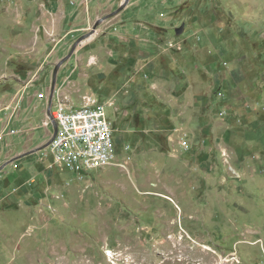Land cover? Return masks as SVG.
<instances>
[{
    "label": "rangeland",
    "instance_id": "374dc122",
    "mask_svg": "<svg viewBox=\"0 0 264 264\" xmlns=\"http://www.w3.org/2000/svg\"><path fill=\"white\" fill-rule=\"evenodd\" d=\"M77 4L0 0V97L33 78L48 94L22 104L36 130L0 174V264H264V0H133L77 46L116 141L84 175L30 154L54 68L95 23Z\"/></svg>",
    "mask_w": 264,
    "mask_h": 264
},
{
    "label": "built area",
    "instance_id": "2783aa9c",
    "mask_svg": "<svg viewBox=\"0 0 264 264\" xmlns=\"http://www.w3.org/2000/svg\"><path fill=\"white\" fill-rule=\"evenodd\" d=\"M35 79H30L14 94L0 98V117L15 118L21 108L26 89H31ZM38 99L46 100L48 95L38 94ZM56 122L57 132L48 151L53 163L79 175L89 174L113 161L116 141L114 128L106 106L95 100L85 99L79 107L68 106L56 101L50 112ZM50 117L42 122L44 128L51 124ZM9 122L0 118V143L5 136L18 132L10 131Z\"/></svg>",
    "mask_w": 264,
    "mask_h": 264
},
{
    "label": "crops",
    "instance_id": "0c3cea01",
    "mask_svg": "<svg viewBox=\"0 0 264 264\" xmlns=\"http://www.w3.org/2000/svg\"><path fill=\"white\" fill-rule=\"evenodd\" d=\"M77 1L79 2L77 6H81L83 4L82 1L84 0H77ZM122 1L123 0H87L86 5L83 4L82 6V11L79 10V12L76 13L75 15V20L78 22V23H75V25H78V24L88 25V24L94 23L96 20L102 17H107L105 20H103L99 24L100 26L98 25L99 27H97L98 29L94 31L93 33L94 35L92 34L93 35L92 38H93L95 35L101 32L100 30H103L106 27L114 26L120 23L122 19L124 18V16L128 14L133 0H129L128 4L119 13L109 17V15H111L121 5ZM68 7L74 8V7L67 5V3H65L63 5V10L66 11ZM74 54L71 56L69 60H67L62 65L63 67L61 69V73H62V71H64L65 69L70 68V70H67L69 74L68 73L67 75L65 74V77H62L61 79H62V82H66V80L67 81L69 80V82H72L73 85H70L69 87H64V89H61L58 93H56L53 97V102L55 103L56 101H59L68 106L79 107L83 105L85 99H90V100H95L98 103H101L106 106L105 103L101 102L99 99L94 97L96 96L95 94H90L89 88L85 87L84 85H80V83H78L79 80L81 81L85 80L87 76L83 74V72L81 71V70H84V67H85L83 63L84 56L77 57L78 60L79 58L81 60L80 62V64H82L81 66L78 65L77 59H76L77 64H74V66H71V60H75ZM68 66L70 67L68 68ZM61 73L59 74V78H60ZM75 75L76 77L73 79V76ZM59 78L57 79L58 82L60 81ZM77 83L79 85H77ZM34 87L35 86L33 85L32 88ZM29 91H30L29 89L25 90L26 94L23 96V101L21 102V108L15 118H12L9 120L3 114L0 117L3 121L9 122L8 127L10 131L18 132L11 136H5L3 142L0 143V167L12 160L11 163L6 165L0 171L1 172L0 174L6 172V170L13 172L17 167V163L21 159H23V155L16 156V147L14 144V139L20 138L19 144H21V142H23V136L25 134H28V132L30 131L33 132L34 130H36V127H32L31 124L28 125L29 126L28 129H26L25 126H23V123L26 121L27 116L26 117L24 116L25 112H23L22 110V104L25 102L28 108L32 105V102L35 99L39 100L38 104L39 103L41 104L42 101H44L45 99L44 100L38 99L36 95L38 94L46 95L47 88L42 90V93H40V91L38 92H33V90L32 92H29ZM91 91L93 90L91 89ZM4 96L7 97L9 95H3L0 98ZM34 109H36V107H34ZM46 116H47V111L45 112V117L42 120V122L46 119ZM42 122H41V126H42Z\"/></svg>",
    "mask_w": 264,
    "mask_h": 264
},
{
    "label": "water",
    "instance_id": "95a60500",
    "mask_svg": "<svg viewBox=\"0 0 264 264\" xmlns=\"http://www.w3.org/2000/svg\"><path fill=\"white\" fill-rule=\"evenodd\" d=\"M129 0H123L121 5L111 14L109 15L110 16H113V15H116L117 13H119L127 4H128ZM107 17H102L98 20L95 21L94 25H93V28H92V31L91 33H89L88 35H84L82 36L81 38H79L72 46V48L70 49L68 55L66 57H64L61 61H59L55 68H54V71H53V78H52V83H51V86H50V93H49V102H48V110H47V116L50 117V112H51V105H52V102H53V97L55 95V83H56V78H57V74H58V71L60 69V67L67 61L71 58V56L74 54L77 46H79L84 40H87V38L89 36H91L94 31L97 29L98 25L103 21L105 20ZM183 29H184V24H182L179 28H176L175 29V33L176 35H180L182 34L183 32ZM50 121H51V127H52V133L50 135V139L48 142H46L44 145L34 149L33 151L30 152V154L32 153H36V152H41L45 149H47L51 143V141L53 140L54 136L56 135V132H57V125H56V122L50 117ZM22 157V156H21ZM11 161H9L8 163L2 165L0 167V171L6 166L8 165L9 163H11Z\"/></svg>",
    "mask_w": 264,
    "mask_h": 264
}]
</instances>
